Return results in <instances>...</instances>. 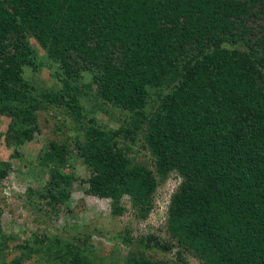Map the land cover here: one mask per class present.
I'll return each instance as SVG.
<instances>
[{
    "label": "trees",
    "instance_id": "16d2710c",
    "mask_svg": "<svg viewBox=\"0 0 264 264\" xmlns=\"http://www.w3.org/2000/svg\"><path fill=\"white\" fill-rule=\"evenodd\" d=\"M45 67L48 85L26 76ZM50 109L81 127L74 148L52 140L40 156L52 164L41 193L52 209L77 181L62 171L75 151L90 171L88 193L109 199L116 216L127 210L125 195L136 204L158 186L152 169L133 162L132 143L143 141L162 177H183L169 208L170 239H125L137 248L123 264H188L185 250L208 264H264V0H0L7 142L34 140ZM100 112H119V126L104 125ZM7 172L0 167V178ZM2 237L3 264L35 255L40 264H96L90 247L38 234L16 244L8 262L15 237ZM178 244L172 260L147 256Z\"/></svg>",
    "mask_w": 264,
    "mask_h": 264
},
{
    "label": "rangeland",
    "instance_id": "374dc122",
    "mask_svg": "<svg viewBox=\"0 0 264 264\" xmlns=\"http://www.w3.org/2000/svg\"><path fill=\"white\" fill-rule=\"evenodd\" d=\"M31 41L43 55L44 50L38 42L34 38ZM26 76L37 86L48 85L53 80L47 67L38 72L29 69ZM87 108L91 109L92 105L87 103ZM118 115L119 112H100L97 117L104 125L116 128L119 126ZM39 117L40 131L34 140L17 145L9 144L6 140L11 118L0 114V167L8 169L7 175L0 178V223L2 236L15 237L6 249L8 262L19 254L15 245L27 240L33 242L36 234L46 237L47 241L59 238L60 245L68 240L80 246L86 245L92 249L88 255L96 264H123L131 248H137L128 246L125 239L134 244L149 234L158 235L162 240L170 239L169 208L183 177L177 171L162 177L142 140L132 143L130 155L134 163L145 164L155 173L158 186L151 198L134 204L132 197L125 195L123 204L127 210L122 216L113 215L109 199L88 193V184L84 183V179L89 177L90 171L75 151L72 156H68L69 162L62 171L75 175L77 181L71 188L70 197L58 209H52L41 196L50 180L52 164L42 165L40 156L49 148L52 140L68 142L74 148L73 137L81 127L60 110L58 113L54 109L42 111ZM148 120L142 126L147 125ZM141 136L142 132L139 134ZM2 236L0 246L4 241ZM179 248L181 245L178 244L171 252L151 250L147 251V256L157 260H172ZM183 253L188 264H208L195 250H185ZM22 264L40 262L35 255Z\"/></svg>",
    "mask_w": 264,
    "mask_h": 264
}]
</instances>
